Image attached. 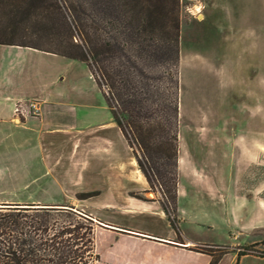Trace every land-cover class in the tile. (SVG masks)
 Returning a JSON list of instances; mask_svg holds the SVG:
<instances>
[{
  "label": "rangeland",
  "instance_id": "rangeland-1",
  "mask_svg": "<svg viewBox=\"0 0 264 264\" xmlns=\"http://www.w3.org/2000/svg\"><path fill=\"white\" fill-rule=\"evenodd\" d=\"M85 1L54 2L72 4L84 22ZM98 4L106 2L99 0ZM177 15L180 36L176 67L175 54L168 47L156 54L147 52L137 61L166 104L173 99L172 74L178 82L176 160L181 161L180 168L177 164L176 194L179 189L181 197L176 199L175 212L168 205L176 228L159 212V200L166 199L149 187L137 162L134 167L124 162L125 173L107 167L99 178L77 182V189L93 190L67 196L65 206L84 217V244L87 228L94 233L98 222H103L153 235L172 234L177 244L187 243L190 237L196 242L189 250L201 255L207 252L215 259L246 251L263 255L264 227L239 231L238 226L248 217L249 207L255 209L253 202L264 201V0H179ZM111 21H115L114 15L102 11L101 38L113 36L120 46L124 45L122 22H114L112 28ZM14 42L54 48L35 36ZM117 151L124 155L120 145ZM168 170L161 180L169 185L170 167ZM127 192L133 200L147 204L146 212L122 210ZM28 193L0 191V201L27 200L31 197ZM78 194L96 195L84 199L82 208ZM101 239V234L94 235L99 254ZM227 262L226 258L221 264ZM182 263L201 262L187 256L179 261Z\"/></svg>",
  "mask_w": 264,
  "mask_h": 264
},
{
  "label": "trees",
  "instance_id": "trees-1",
  "mask_svg": "<svg viewBox=\"0 0 264 264\" xmlns=\"http://www.w3.org/2000/svg\"><path fill=\"white\" fill-rule=\"evenodd\" d=\"M54 1L0 0V45L29 47L88 66L140 172L149 187L165 197L159 205L170 226L176 228L168 205L175 212L178 82L172 74L173 99L166 104L137 61L147 52L156 54L168 47L175 54L176 67L179 0H105L106 4L86 0L84 22L72 4ZM102 11L113 14L114 22H122L124 45L113 36L101 38ZM114 22L110 27H115ZM33 36L54 50L14 42ZM168 167L169 185L161 180L165 171L170 172ZM94 195L78 194L76 198ZM90 228L84 244V217L72 207L0 204V264H94L98 256L93 254L94 233ZM203 253L210 256L209 264H218L221 259ZM247 254L250 252L237 256Z\"/></svg>",
  "mask_w": 264,
  "mask_h": 264
},
{
  "label": "crops",
  "instance_id": "crops-1",
  "mask_svg": "<svg viewBox=\"0 0 264 264\" xmlns=\"http://www.w3.org/2000/svg\"><path fill=\"white\" fill-rule=\"evenodd\" d=\"M30 103L37 105L38 114L24 112ZM16 107L23 113H15ZM117 145L123 148V156ZM131 154L84 62L29 47L0 45V191L27 190L31 196L22 201L4 199L0 204L65 206L67 196L93 190L77 189V182L99 178L107 167H116L119 174L126 172V163L134 167ZM128 192L122 210L146 212L147 204L133 200ZM177 197H181L179 189ZM80 202L83 208L84 200ZM253 205L239 231L264 227V201L258 199ZM98 224L94 235L101 234L102 251L99 254L94 244L98 256L94 264H179L187 256L198 258L200 264L211 261L210 256L189 250L196 242L190 237L187 243L177 244L172 234L165 237ZM226 258V264H264V257L235 253L225 255L218 264Z\"/></svg>",
  "mask_w": 264,
  "mask_h": 264
},
{
  "label": "built area",
  "instance_id": "built-area-1",
  "mask_svg": "<svg viewBox=\"0 0 264 264\" xmlns=\"http://www.w3.org/2000/svg\"><path fill=\"white\" fill-rule=\"evenodd\" d=\"M38 107L35 103H30L29 106H28V109L24 112L26 113H31L32 115H36L38 114ZM15 113H23V110L19 107H16L15 109Z\"/></svg>",
  "mask_w": 264,
  "mask_h": 264
}]
</instances>
